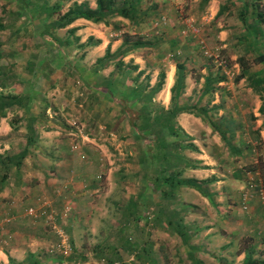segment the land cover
Wrapping results in <instances>:
<instances>
[{
    "label": "crops",
    "instance_id": "0c3cea01",
    "mask_svg": "<svg viewBox=\"0 0 264 264\" xmlns=\"http://www.w3.org/2000/svg\"><path fill=\"white\" fill-rule=\"evenodd\" d=\"M4 2L5 4L11 2L16 6L7 10L6 17L17 20L18 23L6 25L5 21L4 23L0 21L3 25L0 32L5 31V35L0 34V93L17 95L20 104H13L5 110L4 116L0 117V134H6V130L12 128L13 123L21 124L24 133L19 149L22 147L28 149L21 161L33 167L37 165L43 171L45 169L46 175L44 173L41 178L39 177L38 189L33 186L25 191L28 195L26 199L36 205L35 209L38 211L40 208L43 212L51 213L54 220L66 223L70 219L69 225L89 229L91 233L87 232V235L91 238L86 241H93L92 249L99 250V253L94 251L93 254L107 255L110 258L115 257L110 254L117 249L116 242L110 238V234L119 232L122 221H127L122 218V196L124 200L133 196L134 205L137 207L138 204L140 206L148 202L145 198L146 195L150 198L151 193L152 206L145 209L155 208L156 221L165 215L163 211L177 214L178 217L175 219L167 217L161 222L167 224L171 222V225L183 222L187 227L185 229L190 248L199 246L203 249L202 244H210L215 240L220 249L217 256H220L222 263L225 261L224 257H229L230 254L224 250L233 249L232 255L235 258L233 264H240L245 257L256 263L260 262L258 264H264V243L261 242L264 240V196L263 198L260 196L263 200L256 199L259 193L250 190L255 183L249 181L257 178L258 174L262 177L264 170L256 173L253 171L250 175L232 168L229 174L225 176L222 174L220 169L222 158L227 156L231 160H236L238 156L236 148L234 152L228 149L224 154L222 142L225 133L219 123H215L213 128L210 124L213 121L208 122L205 119L207 125L202 123L200 118L203 117L202 113L182 110L174 114L172 122L162 124L163 131L167 134L157 136L153 132L156 128L148 126L145 128L140 125V120L135 121L139 133L134 130L138 135L135 136V142L131 147L135 148V153L137 152L136 170L144 168L141 164L148 160L150 152L146 145L153 143L158 147L166 142L177 159L172 167L173 181L176 182L174 187L169 177L154 173L153 168L150 169V175H146L144 168L145 172L139 170L140 175L135 178V172L132 178L139 183L136 186L137 190L126 191L122 169L114 173L115 168L111 166L117 161L122 166V122L126 120V113H122V84L130 86L131 90L128 93H135L141 101L143 98L149 100L151 115L158 113L160 107L171 108L175 103L183 108L195 105L203 107L207 115L208 109L205 105L209 102L210 106L219 101L211 108L218 109V115L221 116L222 97L213 85L219 88L227 80L223 82L222 77L210 87L204 82L208 71L213 74H221V71L219 72L217 68L212 71L204 66L205 71L201 68L196 78L191 76L190 71L187 73V67H184L186 74L183 86L176 99L170 100L175 62L168 64L163 72L162 82L155 90L157 72L153 71L146 79L149 68L153 66H148L142 54V49L149 47L128 49L123 55L119 53V50L127 49L121 40V33L125 32L124 30L116 32L110 22L94 23L84 18H76L63 27L53 25V20L73 2L86 3L88 7L94 8V0H0V3ZM21 2L23 6H19ZM256 2L258 5L261 3V9L252 10L248 14L259 12L264 16V0ZM30 3H47L54 6L48 8L51 12H42ZM208 3L209 6L215 5L217 11L222 0H208ZM235 11L238 14L240 8L236 7ZM110 20L129 21L120 16L112 17ZM126 32L136 33L129 30ZM15 37L21 40L20 45L14 44ZM106 47L109 57L102 62H96L103 56ZM262 54L264 55V51ZM17 64L18 69L15 68ZM258 64L262 66L252 69L255 79L258 75L264 78V61ZM133 65L136 67L131 69ZM122 75H125V80H122ZM129 76L132 79L128 83ZM72 83L75 86L73 92L70 88L72 86H69ZM79 83L82 85L80 90L76 85ZM254 84L248 80V89L256 93L251 111L253 115L262 116L264 102L259 96H264L262 94L264 82L262 89ZM205 85L207 91L204 90ZM82 88H85V91ZM64 114H68L69 118H63ZM78 118L80 121L75 122ZM178 130L185 135L176 140L174 135L176 136ZM229 130L233 133L235 128L231 127ZM144 131H147L143 134L145 136L142 135ZM203 132L207 133L206 140L202 139ZM258 136L264 147L262 125L258 126ZM106 143L109 144L108 147ZM97 148L99 155L95 153ZM193 148L195 152L190 150ZM15 153L7 152V155ZM151 156L153 157L151 162L161 163L166 160L163 156H155L152 150ZM181 179H191L199 186V190L177 183ZM167 186L177 191L170 193ZM244 194L247 195L246 200L242 198ZM36 196L39 198L33 200ZM227 198L229 201L226 203ZM237 200L240 208L246 211L242 218L236 217L239 205L232 203ZM63 209L68 212L65 218H61ZM192 210H198L200 213L191 215ZM37 214L32 216L34 218L32 221L36 218H45L42 214ZM187 215H191V218L186 219ZM195 227L198 228V234H193ZM79 229L73 232L75 239ZM12 235L15 236L14 239L0 238V264H8V257L18 264H28L34 257L40 258L38 248L45 244L43 238L17 233ZM242 236H248L250 241L252 238L254 251L245 247L234 250ZM91 256L90 259L95 260ZM188 256L195 259L192 255ZM201 257L199 255L200 259Z\"/></svg>",
    "mask_w": 264,
    "mask_h": 264
},
{
    "label": "rangeland",
    "instance_id": "374dc122",
    "mask_svg": "<svg viewBox=\"0 0 264 264\" xmlns=\"http://www.w3.org/2000/svg\"><path fill=\"white\" fill-rule=\"evenodd\" d=\"M120 1L117 0L118 3ZM254 1L256 2L257 0ZM242 2L241 0H222V3L218 6V8L220 7V15L214 17L217 12L215 5L209 6L210 3H208V0H141L140 6L142 9L148 10V17H144L143 20L134 22V24L130 21H109V24L116 32L129 30L136 31L137 34L139 33L144 38L151 39L153 36L157 37L153 38L157 44H154L151 48L142 49L145 62H147L148 66H153L149 68L146 79L149 78L153 71L157 72L156 77L159 79L158 72H164L168 64L176 61L180 62L183 68L187 67L186 72L188 73L190 71L191 76H196V78L201 68L205 71L206 68L204 69V66L212 71L215 68L219 72L221 71L224 79L223 82L226 80L227 82L220 85L219 88L213 85L222 97V103L220 104L222 105L220 111L221 116L218 115V109L211 108L212 105L218 104V101L210 106L208 102L205 105L208 113L200 118L205 125H207L206 120L221 125L225 133L224 141L222 142L224 154H226L228 149L230 152H234L235 148L237 149L238 157L236 160H231L229 157L224 156L220 161V169L224 176L229 174L232 168L248 174L253 171L256 173L264 170V147L261 138L258 136V126H264V115H253L251 109L254 107L256 93L248 89V78L254 76L252 69H257L262 66V64L255 63L253 57L257 53L264 51V23H259L257 37H252V35L248 36L251 40L243 37V33L250 31V29H242L243 26L237 17V13L236 11L234 12V9L240 6ZM260 4L259 2V10L261 9ZM13 7L16 8L11 2L6 4L5 2L0 3V21L3 23L5 21L6 25L10 23L16 25L18 23L17 20L14 21L10 17H6L7 10ZM212 7L213 10L211 11ZM247 21L249 25L252 24L251 19L248 18ZM0 34L5 35V31L3 30ZM20 41L15 37L13 42L15 45H20ZM239 58L242 59L245 65L247 78L245 76L238 78L237 76L240 72ZM18 65L15 68L18 69ZM258 76L261 78L260 75ZM125 78V75H122V80H125ZM130 79L132 78L130 77L128 79V83ZM252 83H255L254 79ZM76 85L79 86L80 90L82 85L80 83ZM262 85V83L254 84V86H259L261 89ZM69 86H72L70 88L73 92L75 89L73 83ZM126 87L129 88L130 86L122 84V95L128 94ZM82 89L85 91V88ZM259 97L264 102V96ZM141 102L138 97L133 100L128 97L125 101L122 100V113H126L125 121L124 115L122 114L124 121V123L122 122V166L118 164V161L117 163L111 164V166L115 168L114 173L122 169V174L125 175L123 185H125L124 188L126 191L137 190L136 186L139 183H137L135 178L137 175H140L141 171L139 170L145 172L144 168H146V175H150V169L153 168L154 173L158 172L169 177V181L173 183L174 187L176 186V182L173 181L172 175H174V171L172 167L177 162V159L173 156V150L167 147L166 142H164V145L158 147L153 143L146 145L150 152L147 158L148 160L141 164L144 168L136 170L135 155H137V152L135 153V148L131 147V145L135 142V136L138 135L136 133H139L135 123L137 120L135 114ZM237 103L239 104L238 107ZM192 112L196 113L197 110H192ZM64 115L63 118H69L68 114ZM83 118L84 116L82 115ZM76 121H80L79 118ZM133 123L135 124L133 125ZM14 125V129L10 128L6 130V134H0V153H12L19 150V145L23 141L24 130L21 124L18 123L17 125V123H13L11 127ZM231 127L235 128L233 133L229 130ZM153 128H156L153 132L157 136H165L167 134L166 131H163L161 122L159 123L157 121V125ZM145 132L147 131H144L142 135ZM202 134H204L202 139L206 140L207 133L203 132ZM183 135L185 134L178 130V133L174 137H176V140H179ZM106 144L108 147L109 144ZM151 150L155 156H163L166 160L161 163L151 162L150 160L153 159ZM190 150L195 152L194 148ZM129 152L130 154H128ZM95 153L99 155L98 148ZM44 173L45 169L43 171L37 165L33 167L31 164H26L21 161L17 167L13 165L8 167L6 170L7 177L5 184L0 189V238L14 239L15 236L12 233H17L25 234L24 236H40L45 240V244L41 248H38L40 258L36 259L34 257V260H29L28 264H41L42 261V264H60L61 262L59 261L61 259L65 262L77 264H233L235 262V258L232 255L233 249H226L224 251L230 254L229 257L223 256L225 261L222 263L220 256H217V252L220 249H218L219 246L216 245L217 241L215 240L211 241L210 244H202L203 249L201 247L199 248V246L190 248L188 236L186 234L185 236L180 235L177 227L173 225L174 223L171 225L161 222L162 219H166L167 217L173 219L178 217L174 212L163 211V214L166 216L163 215L159 221H156L154 218V215L157 213L155 208L145 209L146 207L152 206L150 203V199L153 198V196L151 198V193L150 198L146 195L145 200L148 202H144L140 206L138 204L137 207L134 205L135 200L133 196L129 199L126 198V200L122 196L121 213L122 218L124 217L127 221H122V228L119 232L110 234V238L116 242L115 248H117L110 256L115 257L108 258L109 256L107 255L93 254L96 251L91 247L93 241H86L91 238V236L88 238L87 235V232L91 233L89 229H79L77 226L73 227V225H69V222L71 223L70 219L66 223L61 222L62 220H54V215L52 214V217L46 218L45 216L48 214L46 211L42 214L45 218H36L33 221L32 219L34 218L26 214L27 208H35L36 205L26 199L28 195L25 191L28 187L32 188L33 186H36V189H38V184H40L39 177L41 178ZM134 175L135 178L132 180ZM249 181L255 183L250 190L259 193L256 195V199L263 200L264 175L260 177L258 174L257 178L254 177L253 179H249ZM149 184L151 183L149 182ZM148 186L150 187V185ZM167 188L170 193L177 191L172 187L167 186ZM38 191L41 192V190ZM37 197L39 198V196H36L33 200H36ZM176 200H178V197ZM227 201H229L228 198L226 199V203ZM257 202L259 203L258 200ZM232 203L239 205L236 217H244L246 211L240 208L239 201L237 200ZM52 206L54 207V205ZM179 206L175 205V207ZM67 213L65 216L61 214V218L67 217ZM199 213L198 210H192L191 215ZM190 216L187 215L186 219H190ZM63 220L65 221V219ZM179 224L183 225L180 231L183 228H187L183 222ZM52 226L62 231L67 237L71 252L69 255L62 256L48 252L47 249L58 240L59 236L58 233L54 232ZM78 229L77 238L75 239L73 232ZM189 230L192 231V228ZM198 232V228L195 227L193 234H198ZM238 241L239 245L234 250L237 251V249L245 247L246 249L251 248V251H254L255 248L252 243V238L250 241L248 236H242ZM246 241L249 243H246ZM261 242L264 243V240H261ZM96 252L99 253V250ZM91 255L95 260L90 259L89 256ZM188 255H192L195 259H190ZM199 255L202 256L201 259Z\"/></svg>",
    "mask_w": 264,
    "mask_h": 264
},
{
    "label": "trees",
    "instance_id": "16d2710c",
    "mask_svg": "<svg viewBox=\"0 0 264 264\" xmlns=\"http://www.w3.org/2000/svg\"><path fill=\"white\" fill-rule=\"evenodd\" d=\"M140 1L141 0H121L118 3L117 0H94L95 2L94 8L88 7L86 3L73 2L57 19L53 20V25L56 27H63L66 24H69L71 21H73L76 18H84L94 23L108 24L109 19L115 16L127 18L130 22H132V24H134V22H140L139 20H143L144 17H148L147 16L148 10L142 9V7L140 6ZM241 1H243L242 4L240 6H237L240 8V11L237 14V17L243 26L242 29H246V28L250 29V31L248 32L245 31L243 33V37L249 38L248 36L250 35H252V37L254 36L257 37V33L259 32V23L264 22V16H262L261 13L259 12L248 14L252 10H256V9L258 10V3L255 2L254 0H245V1L241 0ZM30 5L35 6L36 8L40 9L42 12L44 11L51 12L49 10L53 8L54 6V5H48L47 3H36V4L30 3ZM19 6H23L22 2L19 3ZM48 8L50 9L48 10ZM219 10H220V7L218 8L214 17H217L220 15ZM248 18L252 20L251 25H249L247 21ZM1 28H3L2 23H0V29ZM155 37L153 36V38ZM153 38L151 39L144 38L137 33L131 34L126 31L122 32L121 33L122 44L126 45L127 49L125 50L122 49V51L119 50V53L123 55L125 51H127L128 49L130 50V49H136L140 47L151 48L154 44H157ZM107 57H109V51L106 47L103 56L98 58L96 62H102ZM253 61L255 63H260V62L263 63L264 55L262 53H257L253 57ZM174 66H175V73H174L173 84L170 87V100L176 99L179 90L183 86V79L186 74L180 62L176 61L174 63ZM135 67L136 66L133 65L130 68L133 69ZM138 73L139 71H137L136 74ZM158 75H159V79L154 87L155 90L160 86L162 82V79L164 77L163 71L158 72ZM237 76L238 78H241L243 76H245L246 78L248 77L245 73V65L243 64L242 59H240V72ZM222 77L223 75L219 73L213 74L208 71V75L206 76L204 82L206 83L208 87H210L211 84H215L216 82L220 81ZM248 79L251 81L254 79V82L256 84L264 82V78H260L259 76H257L256 79L253 77L252 78L249 77ZM206 85L204 86V90L207 91ZM126 89L128 90V92L131 90L130 87L129 88L126 87ZM127 97L130 99H136L135 93L133 94L128 93L127 95H123L122 100L125 101ZM139 99L141 100V98ZM148 101L149 100L147 98H143L135 114V118L140 120V123H141L140 125L144 126L145 128L147 126L148 128L149 127L152 128L156 126L157 121L159 123L161 122L162 124H165V122L167 121L170 123L172 118L174 117V114L182 110H189L188 112L190 113H192V110H197L196 113H200V114L202 113L203 115L206 114L203 107H196L195 105L192 107L190 106L188 108H183V107L177 106L175 103L173 107L171 108L163 109L160 107V110L158 113H156L155 115H151L150 104ZM22 103L24 104V102ZM13 104H17V105L20 104V101L17 95L0 93V117H3L5 110L7 108L12 107ZM134 124L135 123H133V125ZM210 124H212L213 128L215 127L214 126L215 124L213 122H211ZM13 127L15 126H12V128ZM27 150L28 149H26L25 147H22L15 154H12V155H7V152L0 153V189L5 184L6 177H7L6 170L8 169V167L10 165H13L15 167L19 166L21 159L26 154ZM177 183H181L183 185H189L193 187L194 189L199 190V186L193 183L191 179H181ZM169 224H171V222ZM173 225L177 227V230L180 235H184V236L185 234L187 235L185 228H183L182 231H180V228H181L180 224L175 225L174 223ZM61 261H64V260L61 259L59 262ZM258 263H256V261L254 260H250L248 257H245L240 264H258ZM8 264H18V263H15L10 257H8Z\"/></svg>",
    "mask_w": 264,
    "mask_h": 264
},
{
    "label": "built area",
    "instance_id": "2783aa9c",
    "mask_svg": "<svg viewBox=\"0 0 264 264\" xmlns=\"http://www.w3.org/2000/svg\"><path fill=\"white\" fill-rule=\"evenodd\" d=\"M242 198L244 200H246L247 195L244 194L242 196ZM66 211H67L66 209H63V211H62V215L63 216H65ZM26 214H28L30 216H35L36 214L37 215L44 214V212L40 208L37 211L35 208L29 207V208L26 209ZM45 217L46 218L52 217L51 213L46 214ZM52 228L54 229V232L58 233L59 236H58V240L47 249L48 252L49 253H54L56 255H62V256L63 255L64 256L69 255L71 252H70V246H69L67 237L65 236V234L62 231L56 229L54 226H52ZM60 264H77V263H69V262L61 261Z\"/></svg>",
    "mask_w": 264,
    "mask_h": 264
}]
</instances>
